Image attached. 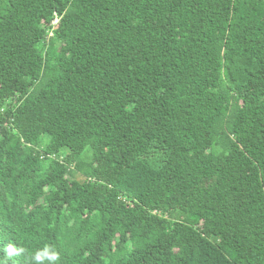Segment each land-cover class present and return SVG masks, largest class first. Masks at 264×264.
Returning <instances> with one entry per match:
<instances>
[{
  "label": "trees",
  "instance_id": "trees-1",
  "mask_svg": "<svg viewBox=\"0 0 264 264\" xmlns=\"http://www.w3.org/2000/svg\"><path fill=\"white\" fill-rule=\"evenodd\" d=\"M0 264H264V0H0Z\"/></svg>",
  "mask_w": 264,
  "mask_h": 264
},
{
  "label": "clouds",
  "instance_id": "clouds-1",
  "mask_svg": "<svg viewBox=\"0 0 264 264\" xmlns=\"http://www.w3.org/2000/svg\"><path fill=\"white\" fill-rule=\"evenodd\" d=\"M7 252H8V255H9V256H11V255L13 254L14 249H13V247H12L11 245H10L9 248L7 249ZM47 254H48V253H47V249H45V255H47ZM48 258H49L50 260H54V259H56L57 257L55 256V254H52V255H50ZM35 259L39 261V260L41 259V255L38 253V254L36 255Z\"/></svg>",
  "mask_w": 264,
  "mask_h": 264
}]
</instances>
